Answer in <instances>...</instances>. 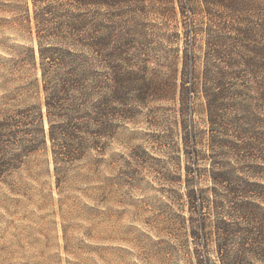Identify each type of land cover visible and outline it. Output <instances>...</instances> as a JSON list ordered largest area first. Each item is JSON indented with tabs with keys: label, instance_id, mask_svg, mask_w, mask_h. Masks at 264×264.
<instances>
[{
	"label": "trees",
	"instance_id": "16d2710c",
	"mask_svg": "<svg viewBox=\"0 0 264 264\" xmlns=\"http://www.w3.org/2000/svg\"><path fill=\"white\" fill-rule=\"evenodd\" d=\"M178 2L188 20L180 71L165 45L180 36L178 25L171 29L174 0H31L23 19L34 21L37 49L5 70L35 65L39 97L28 102L25 86L0 99V180L43 150L59 184L87 153H103L150 102L176 99L179 152L192 153L195 165L208 161L210 185L186 192L191 213H199L191 233L206 251L199 263L264 264V0ZM160 61L169 63L165 75ZM198 97L205 129L193 118Z\"/></svg>",
	"mask_w": 264,
	"mask_h": 264
},
{
	"label": "rangeland",
	"instance_id": "374dc122",
	"mask_svg": "<svg viewBox=\"0 0 264 264\" xmlns=\"http://www.w3.org/2000/svg\"><path fill=\"white\" fill-rule=\"evenodd\" d=\"M174 1L171 29L178 25L180 36L165 45L170 47L172 68L180 71L188 20ZM27 5L31 14V0H0V99L28 86L23 91L29 89L31 103L39 97V70L31 64L12 74L5 70L21 53L37 49L34 21L23 19ZM159 63L160 75L167 74L169 63ZM180 110L176 99L150 102L103 153H87L59 184L51 154L43 150L3 177L0 264H200L206 251L202 239L191 233L199 213H191L186 192L195 185H210L203 171L208 161L195 165L192 153L185 156V148L179 152ZM188 116L186 112L184 118ZM193 118L198 129L206 128L201 97L194 100ZM207 249L215 262L211 241Z\"/></svg>",
	"mask_w": 264,
	"mask_h": 264
}]
</instances>
